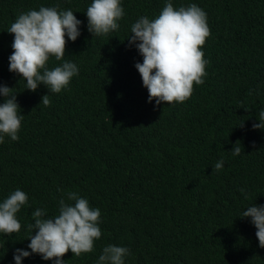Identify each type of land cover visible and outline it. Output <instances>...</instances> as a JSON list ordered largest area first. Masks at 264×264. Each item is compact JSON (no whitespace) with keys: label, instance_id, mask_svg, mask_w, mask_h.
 <instances>
[{"label":"trees","instance_id":"trees-1","mask_svg":"<svg viewBox=\"0 0 264 264\" xmlns=\"http://www.w3.org/2000/svg\"><path fill=\"white\" fill-rule=\"evenodd\" d=\"M166 2L121 0L120 28L93 37L92 0H0V85L17 93L23 115L19 140L0 144V203L16 189L29 197L17 213L20 232L0 233V264H15L17 248L31 251L32 212L57 215L60 199L72 203L68 192L100 209L102 235L93 252L69 251L65 264H97L109 244L130 249L125 264H264L256 228L241 218L247 207L264 205V130L252 128L264 109V0H171L176 9L195 3L207 14V75L184 103L156 106L135 68L143 57L126 39L132 23L156 18ZM41 6L70 9L82 21L63 58L79 74L59 94L43 84L26 90L9 71L14 35L7 31L19 14ZM62 62L52 57L47 67ZM21 264L55 261L33 254Z\"/></svg>","mask_w":264,"mask_h":264},{"label":"clouds","instance_id":"clouds-1","mask_svg":"<svg viewBox=\"0 0 264 264\" xmlns=\"http://www.w3.org/2000/svg\"><path fill=\"white\" fill-rule=\"evenodd\" d=\"M124 15L121 0H92L86 10L87 30L93 37L107 36L120 28L118 22ZM81 24L72 10L61 11L58 7L41 6L39 10L19 14L7 31L14 35L9 71L26 81V90L35 92L43 84L50 94H59L79 74L77 64L63 58L68 41L75 42L81 35ZM130 32L126 39L129 46L135 45L143 57V62L136 63L135 68L148 90V102L154 100L160 106L182 104L190 99L194 85H202L207 75L208 61L201 51L211 35L206 12L195 3L176 9L168 0L156 18L139 17L131 24ZM52 57L63 62L50 70L47 64ZM50 94L41 98L45 107L51 103ZM0 95L4 97L0 104V144L5 142V137L18 141L23 115L19 112L17 93L0 85ZM257 119L259 123L252 124L253 130H264V109L259 111ZM240 143L238 140L231 150L234 156L241 153ZM223 166V159L217 161L214 171L219 172ZM240 191L248 199L244 190ZM28 199L24 191L16 189L0 203V233L11 236L20 232L17 213L28 204ZM67 200L72 203L59 200L58 214L53 217H48L43 208L32 212L34 222L27 226L30 233L27 248L31 251L17 248L13 255L15 264H21L23 258L33 254H39L45 261L65 264L63 257L69 251L75 257L93 252L95 241L102 235L100 209L90 207L88 200L76 192H68ZM241 218H251L258 246L264 248V205L247 207ZM129 255L130 249L109 244L103 247L97 264H125Z\"/></svg>","mask_w":264,"mask_h":264}]
</instances>
